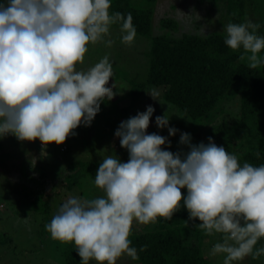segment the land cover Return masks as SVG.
I'll list each match as a JSON object with an SVG mask.
<instances>
[{
    "label": "clouds",
    "instance_id": "clouds-1",
    "mask_svg": "<svg viewBox=\"0 0 264 264\" xmlns=\"http://www.w3.org/2000/svg\"><path fill=\"white\" fill-rule=\"evenodd\" d=\"M111 7L112 0H0V139H38L46 157L48 145H62L79 126L90 127L101 104L123 94L117 82L107 86L115 77L108 55L86 70L78 67L89 44L113 46V25L121 44L134 43L132 14ZM262 27L251 19L223 25L225 45L243 49L250 69L264 64ZM198 35H208L204 26ZM146 92L160 102L157 89ZM154 113L148 105L120 123L114 135L127 162L117 155L103 159L94 184L104 195L69 196L45 225L50 238L72 243L80 264H117L124 255L137 260L129 239L133 222L171 220L183 207L195 228L209 237L219 234L208 255H222L223 264L264 256V246L256 247L264 239V164H241L212 137L193 143L190 133L170 126L167 112L155 124L169 136L148 133ZM178 132L180 150L173 152L169 137Z\"/></svg>",
    "mask_w": 264,
    "mask_h": 264
},
{
    "label": "trees",
    "instance_id": "trees-1",
    "mask_svg": "<svg viewBox=\"0 0 264 264\" xmlns=\"http://www.w3.org/2000/svg\"><path fill=\"white\" fill-rule=\"evenodd\" d=\"M210 1L216 11L220 6L225 8L222 28L211 31L207 36L191 32L177 36L175 33L179 30V22L172 18L161 19V27L167 31L154 35L158 0H112L110 11H118L125 16L130 12L137 34L149 42L146 78L123 80L128 83L129 90L123 96L114 98L110 114L117 112L114 115L117 117L112 123L117 129L129 116L131 108L147 94L146 91L155 88L160 92L159 98L164 101L163 112L173 113L169 116L174 123H184L188 127L180 131L190 133L193 143H208V137H212L218 146L235 154L241 164H264V64L250 69L243 49L232 50L225 45L223 31L224 24L241 23L245 19L264 25V0ZM113 26L119 28L118 25ZM260 31L264 33V27ZM241 55L245 58L241 59ZM261 55L264 56V52ZM120 75L116 71L113 79H119ZM123 99H128L130 104L122 105ZM205 118L209 119L207 126L200 122ZM178 133L169 138L173 152L180 150ZM257 152L259 158L256 157ZM40 163L35 167L31 163L23 165L16 180L20 182L18 187L21 190L23 185L26 191L27 187H32L34 195L30 196V202L32 200L35 205L34 198H37L36 205L43 209L39 214L44 217L45 212L44 222L49 223L54 216L51 211L59 205L53 198L57 188L54 180L49 182L43 161L40 160ZM66 164L68 167L63 176L68 179L69 191L88 175L86 172L89 169L97 171L101 163L83 160ZM38 173L43 176L45 184L40 183V178L34 175ZM186 192V189H182L183 194ZM56 194L61 195V192L56 190ZM48 223H43L42 219L44 229ZM195 223L200 222L197 219ZM3 235L8 241H13L8 233L0 235L1 238ZM129 239L131 246L137 248L139 258L132 260L128 257L125 261H117V264H223L208 255L213 245L220 241L219 234L209 237L195 228L183 207L174 212L171 220L161 217L154 224L132 225ZM8 241L0 239V247ZM261 246H264V239L256 247ZM141 248L144 250L139 251ZM57 249L58 260L51 264H80L81 257L72 243H64ZM263 259L264 256L258 259L249 256L235 264H261Z\"/></svg>",
    "mask_w": 264,
    "mask_h": 264
},
{
    "label": "rangeland",
    "instance_id": "rangeland-1",
    "mask_svg": "<svg viewBox=\"0 0 264 264\" xmlns=\"http://www.w3.org/2000/svg\"><path fill=\"white\" fill-rule=\"evenodd\" d=\"M212 6L210 0H158L154 19V35L163 34L167 31V29L161 27V19L163 18H172L179 22V30L175 33L177 36L185 32L198 33L202 26L205 27L207 34L213 30L220 29L222 28V17L225 13V8L220 6V9L218 10L217 8L216 11ZM110 38L115 41L110 48L102 43L89 44V51L85 54V62L78 67L86 70L102 57L108 55L115 61L114 74L118 71L121 75L118 77L119 79L111 78L107 86L110 87L117 82V86L123 94H117L115 97L123 96L129 90L128 83L123 81L125 78L137 80H145L146 78L149 42L145 37L137 34L131 46L121 44L119 28L115 26L111 28ZM91 60L94 61L89 62ZM114 91L116 90L114 89ZM159 100L161 103L145 94L131 108L129 116H126L123 121L135 116L138 112L146 111L147 106L151 105L155 108V113L151 118L147 130L148 133L169 136L168 130H160L155 124V117L165 114L163 112L165 110L164 101L160 98ZM113 101L114 99L109 103L101 104V111L97 114L90 127L79 126L74 130L77 134L70 135L62 145L54 143L48 145V155L46 157H41L43 145L38 139L36 141L21 142L14 135H8L0 139V235L8 233L9 237L13 238V241L10 242L4 236L5 234L2 238L0 236L3 242L4 240L8 241L6 245L4 244L3 247H0V264H51L58 260L59 251H57V247L59 248V246L61 247L64 244L51 239L50 233L42 226V219L43 223H48L44 222L47 214L44 212V217L39 214L43 209L36 205L37 198L33 197L35 205L32 200L30 202L32 198L30 196L34 195L32 187L30 189L27 187V191L23 190L26 189L24 185L21 187L22 190L18 187L20 182L16 180V177L19 175L23 165L31 163L33 158L37 160V166L41 164L40 160L43 161L45 171L50 179L49 182L54 180L56 190L61 192V195L56 194V190L53 193V198L59 202V205L57 204L51 211L55 215L65 197L81 196L86 199H92L104 195L103 191L94 184L97 173L94 168L95 171L92 169L85 171L88 175L81 178L78 185L68 191V179L63 176L66 174V168L68 167L66 163L83 160L102 163L103 159L108 156L116 155L122 161L127 162L128 152L121 147L119 138L114 135L116 129L112 121L117 117H114L117 112L110 114ZM121 104L128 105L130 103L128 99H123ZM171 114L169 112L166 113L170 119V126L179 130L188 129L184 123H174L169 116ZM208 120L205 118L200 122L203 126H207L209 125ZM169 138L171 139L172 137ZM66 147H68L67 150ZM168 150L171 151V149ZM34 175L40 178V183L45 184L43 176H40L41 174ZM134 224L137 223L134 221ZM140 226L141 224H138V227ZM127 258L124 255L117 261H125ZM213 258L219 263H223L222 255ZM90 264H96V262L91 261ZM261 264H264V259Z\"/></svg>",
    "mask_w": 264,
    "mask_h": 264
}]
</instances>
